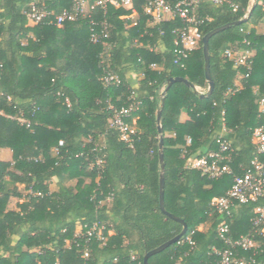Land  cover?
<instances>
[{"label":"trees","instance_id":"obj_1","mask_svg":"<svg viewBox=\"0 0 264 264\" xmlns=\"http://www.w3.org/2000/svg\"><path fill=\"white\" fill-rule=\"evenodd\" d=\"M145 1L134 0V15L109 4L105 13L96 8L59 27L29 24L26 13L42 2L57 13L72 0H0V149L10 152L0 158V264H144L147 251L182 229L159 205L160 140L163 206L187 229L148 264H214L213 248L224 246L217 233L222 220L232 238L246 235L256 244L236 254L264 264V224L252 222L264 200L236 203L229 215L211 206L257 156L252 134L264 122V0H200L198 12L207 17L202 36L248 16L208 39L207 94L201 40L183 65L174 63L172 29L181 21L154 22L143 12ZM103 19L108 36L94 42L91 20L100 30ZM231 47L249 50V69L223 55ZM107 72L119 83L107 84ZM177 76L191 85L169 82ZM109 104L133 105L126 118L134 128L131 146L110 125ZM219 136L229 142L232 173L210 179L187 161L217 150ZM94 222L104 226L105 240L85 235Z\"/></svg>","mask_w":264,"mask_h":264},{"label":"built area","instance_id":"obj_2","mask_svg":"<svg viewBox=\"0 0 264 264\" xmlns=\"http://www.w3.org/2000/svg\"><path fill=\"white\" fill-rule=\"evenodd\" d=\"M210 1L214 4H220L229 0ZM199 2L200 0H146L142 4L144 14L149 16L154 22L176 18L181 21L180 26L172 29L176 44V56L173 62L176 64L183 65V61L188 57L189 52L196 49L201 40L202 34L199 27L207 17L199 14ZM109 4L129 9L131 15L136 14L134 0H72L71 7L62 8L57 13L47 9L46 4L43 2L39 5L31 3L26 15L28 22L31 24L46 20L48 23H53L60 27L64 23L74 21L79 17L91 16L96 8H101L103 13H105ZM231 6L234 10L237 9L236 4L231 3ZM262 21L264 22V17ZM91 26L92 41L97 42L99 39L108 36L109 24L106 19L102 20L100 30L96 29V22L93 20H91ZM249 53L248 49L240 51L235 47H231L226 48L223 55L235 65L245 66L246 69H249ZM246 75L247 73H245ZM104 81L107 84L112 82L115 84L119 83L118 77L111 72L106 73ZM108 107L112 110L110 125L116 128L120 133L121 139L131 146L134 128L127 122L126 118L133 109V105L117 108L113 104H109ZM259 111L264 115V95L259 97ZM222 130H225L223 124ZM189 141L190 139L188 138L187 142ZM252 141L257 156L250 161V165L242 173L233 175L231 186L224 194L211 200V206L219 213L229 215L231 208L236 203H245L259 198L264 200V122L253 129ZM216 142L218 143L217 150H208L201 155L190 157L187 161L190 168L198 170L201 175L210 179L220 178L232 173L229 165L232 159L229 152V142L222 136H219ZM59 144H62L61 140ZM96 162L101 163L102 160L98 158ZM254 213L252 222L256 225L264 224V203L256 206ZM103 228V225L94 222L86 229L85 235L88 239L95 237L103 241L106 239ZM217 233L223 240L224 246L221 249L213 248L218 255L214 264H254L255 259L253 256L245 258L235 252L237 248L243 250L254 249L256 244L251 237L245 235L232 238L229 235V225L223 220L217 227ZM186 239L191 241L189 237ZM84 255H87V252Z\"/></svg>","mask_w":264,"mask_h":264},{"label":"water","instance_id":"obj_3","mask_svg":"<svg viewBox=\"0 0 264 264\" xmlns=\"http://www.w3.org/2000/svg\"><path fill=\"white\" fill-rule=\"evenodd\" d=\"M247 17L248 16H245L241 20L220 25V26L210 30L209 32H207L206 34H204L201 37L202 50H203V55H204V71H205V76H206V78L208 80V88H207V91L204 94H207V93L211 92L212 89H213V81H212V79L210 77V74H209L208 39L210 38V36H212L217 31L222 30V29L228 27L231 24H237V23H239L241 21H245L247 19ZM173 80H183L188 85H191V83L188 80H186L185 78H183V77H178V76L177 77H172V78L169 79V82H171ZM163 94H164V91L161 93V96H163ZM159 119H160V111L157 112V121L158 122H159ZM158 131H161L160 124H158ZM158 148H159V161H160V169H161L160 175H159V205H160V209H161V211L163 213L167 214L171 218H174V219L178 220L181 223V225H182V229H181V231L178 234H176L171 239H169V240L165 241L164 243L160 244L159 246L147 251L144 254V257H143L144 264H148L147 259H148V257L151 254L159 252L162 249H164L165 247H167L168 245H170L171 243L176 242L186 232V229H187V224L182 218L177 217L174 214L169 213V212H167L164 209V206H163V167H164V164H163V151H162V141L161 140L159 141Z\"/></svg>","mask_w":264,"mask_h":264},{"label":"rangeland","instance_id":"obj_4","mask_svg":"<svg viewBox=\"0 0 264 264\" xmlns=\"http://www.w3.org/2000/svg\"><path fill=\"white\" fill-rule=\"evenodd\" d=\"M0 158H3V159H8L10 158V152H2L0 154ZM16 203H17V199L16 198H12L10 203H9V206L10 207H15L16 206Z\"/></svg>","mask_w":264,"mask_h":264},{"label":"crops","instance_id":"obj_5","mask_svg":"<svg viewBox=\"0 0 264 264\" xmlns=\"http://www.w3.org/2000/svg\"><path fill=\"white\" fill-rule=\"evenodd\" d=\"M28 23L31 24L30 22H28ZM180 117H181L182 120H184V119L187 118V114H186L185 112H182ZM5 151H6V152H9V151H7V150H5V149H0V154H1L2 152H5ZM110 233H111V231H110Z\"/></svg>","mask_w":264,"mask_h":264}]
</instances>
